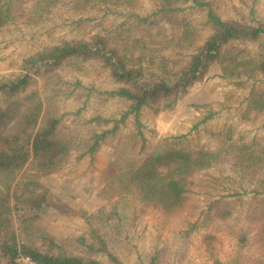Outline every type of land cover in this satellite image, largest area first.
Returning a JSON list of instances; mask_svg holds the SVG:
<instances>
[{"label": "rangeland", "instance_id": "obj_1", "mask_svg": "<svg viewBox=\"0 0 264 264\" xmlns=\"http://www.w3.org/2000/svg\"><path fill=\"white\" fill-rule=\"evenodd\" d=\"M208 1L224 20L254 27L264 23V0ZM44 6L40 0L12 1L11 22L0 29V82L21 79L24 59L45 47L64 40H89L97 34L110 37L148 77L163 67H185L211 34L206 25L208 9L191 0L178 1L180 8L172 12L161 11L162 0H138L130 7L91 6L82 13L69 12L68 6L46 13ZM235 45L256 49L247 43ZM118 87L99 62L67 64L34 79L30 89L40 94L46 114L62 117L59 132L70 143L71 155L54 174L40 176L31 166L19 174L18 180L37 178L50 191L48 208L30 232L23 233L27 243L41 252L101 264L228 262L236 251V229L248 218L255 219L254 233L264 228L263 171L243 176L228 163L205 169L193 177L182 208L172 214L143 205L120 186L124 179L120 175L136 169L147 155L175 142L174 138L190 149H214L211 130L234 127L247 140L264 146V113L248 114L251 93L264 92V77L223 79L220 67L214 66L172 109H143L140 127L130 116L101 141L95 153L88 154L94 135L114 126L93 119L119 120L127 110L125 100L101 94ZM214 201L234 204L231 221L215 219L210 209ZM102 241L115 260L87 247L99 248ZM253 248V254L264 256L259 244Z\"/></svg>", "mask_w": 264, "mask_h": 264}, {"label": "trees", "instance_id": "obj_2", "mask_svg": "<svg viewBox=\"0 0 264 264\" xmlns=\"http://www.w3.org/2000/svg\"><path fill=\"white\" fill-rule=\"evenodd\" d=\"M13 0H0V29L11 22ZM138 0H40L43 9L50 13L55 8L69 7V12L82 13L93 6H133ZM180 0H162L161 11L172 12ZM184 2L188 0H182ZM199 8H207L206 25L211 34L191 55L183 68L163 67L159 73L145 77V69L136 65L133 57L126 56L107 35L97 34L89 40H64L48 46L24 59L21 79L0 82V264H18L20 257H29L37 264H101L95 259L41 252L27 236L40 213L49 206L50 191L37 178L18 180L19 174L29 166L38 175H51L69 160L71 145L60 135L62 117L46 114L40 94L30 89L37 77H47L64 65L99 62L110 71L119 87L102 92L108 98L123 99L127 110L119 120L100 117L94 122L114 123L110 130L94 135L88 154L95 153L101 141L115 133L119 124L130 116L140 127L141 112L172 109L191 88L204 81L214 66H219L223 79L241 76L264 77V23L257 27L224 20L217 15L208 0H191ZM145 20V19H141ZM235 43L252 44V52ZM248 114L257 117L264 113V92L250 95ZM213 116L211 113L205 120ZM204 120V121H205ZM140 133V131H139ZM141 134V133H140ZM214 149H190L176 142L151 152L131 172H123L120 186L135 194L146 206L172 214L180 210L193 177L208 168L228 163L243 176L264 172V146L256 140H247L234 127L209 131ZM145 148V138L142 136ZM254 194L258 195L256 191ZM211 212L215 219L228 223L236 211L228 201H214ZM234 231L236 251L228 262L217 260L214 264H264L262 254L251 249H264V228L254 233L255 219ZM17 222L20 225L17 227ZM52 245L53 241L49 240ZM93 253L113 255L102 241L99 248L88 245Z\"/></svg>", "mask_w": 264, "mask_h": 264}, {"label": "built area", "instance_id": "obj_3", "mask_svg": "<svg viewBox=\"0 0 264 264\" xmlns=\"http://www.w3.org/2000/svg\"><path fill=\"white\" fill-rule=\"evenodd\" d=\"M18 264H37L34 261H32V259H30L29 257H20L17 260Z\"/></svg>", "mask_w": 264, "mask_h": 264}]
</instances>
